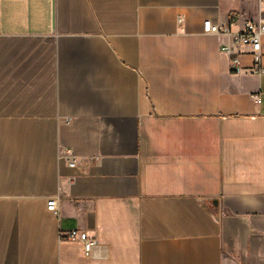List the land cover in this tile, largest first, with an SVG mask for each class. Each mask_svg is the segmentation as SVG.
I'll list each match as a JSON object with an SVG mask.
<instances>
[{
    "label": "crops",
    "instance_id": "crops-1",
    "mask_svg": "<svg viewBox=\"0 0 264 264\" xmlns=\"http://www.w3.org/2000/svg\"><path fill=\"white\" fill-rule=\"evenodd\" d=\"M261 15L264 0H0V264H264V74L202 31Z\"/></svg>",
    "mask_w": 264,
    "mask_h": 264
},
{
    "label": "built area",
    "instance_id": "built-area-1",
    "mask_svg": "<svg viewBox=\"0 0 264 264\" xmlns=\"http://www.w3.org/2000/svg\"><path fill=\"white\" fill-rule=\"evenodd\" d=\"M263 1V0H261ZM235 20L231 17V23ZM202 31L204 34L214 35V36H228L230 39V44H221L219 50L222 53L233 55L232 46L239 48L241 46H248L253 55V69L254 74H264V67L261 66L260 56L258 51L260 49V38L264 36V15H261L256 20L244 21L241 28L237 31H232L228 25H221L219 23L213 22L210 19H205L202 23ZM231 58V63H235V54ZM65 154L63 157L68 163L69 167L75 166V159L71 155L69 149H65ZM47 210L57 213V206L55 198H51L46 202ZM63 238L68 241H78L81 243L83 252L85 255H90L95 246H97V240L95 237L90 236L87 232L81 231L77 228L67 230Z\"/></svg>",
    "mask_w": 264,
    "mask_h": 264
}]
</instances>
